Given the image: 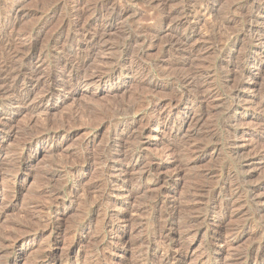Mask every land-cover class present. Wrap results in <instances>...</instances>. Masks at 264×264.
Listing matches in <instances>:
<instances>
[{
	"label": "rangeland",
	"instance_id": "374dc122",
	"mask_svg": "<svg viewBox=\"0 0 264 264\" xmlns=\"http://www.w3.org/2000/svg\"><path fill=\"white\" fill-rule=\"evenodd\" d=\"M57 1L60 2V0H21L19 3L13 1V4L8 5L3 4V0L0 2V29L5 30L6 33L19 30L24 34L36 36L37 51L41 47L44 49L42 70L46 65V67L53 66L52 57L56 53L55 49L46 48V42L57 34L62 14L72 9V4L66 7L60 5L57 8ZM236 1L226 0V4L224 2L215 6L216 14L209 28L220 26L226 18L235 22L233 29L229 33L226 32L227 36L231 35L233 39L230 44L222 46L231 52L233 61L242 63L247 59L246 57L255 60L257 66L247 67L253 76L243 79L238 73L237 75L236 73L220 74L218 63L225 55H216L217 53L212 50L202 54L203 60H201L205 64H214L210 69L211 80L219 92L224 94L223 96L230 95L232 90H227L232 88L231 86L235 87V81L236 85L240 81L244 83L246 89L240 88L242 100L240 99L228 118L217 111L211 112L204 116L201 125L196 126L197 107H195L197 113L193 108L194 113L189 109L185 115L184 112L171 111L166 105L146 110L139 107V104L147 100V92L141 90L138 85L139 79L144 75L157 79L159 65L163 55H166L164 45L166 34L162 35L155 46L145 48L141 61H133L130 65L127 58L132 57L130 56L132 51H129L128 55H115L114 62L119 64L124 60L126 62L127 59L130 71L125 75L124 72L119 74V71L115 70L114 76H118L121 80L114 85L109 87L105 85L102 89L80 88L75 99H69L60 106L52 104L47 114H32L29 109L30 103L25 107L0 103V119L2 118L0 120V264H104L110 252L108 249L112 247L123 249L124 253L120 258L121 252H119L109 264H154L151 261H144V253L160 255L164 254L165 249L171 253L179 249L178 251L183 255L186 254L185 261L175 258L166 264H259L258 259L263 257L264 260V148L261 146L264 143V135L260 134L264 130V115L254 113L248 103L253 95L259 96L258 101L264 103L261 91L264 92V42L251 41L247 35L243 37L239 34L240 27L236 21L238 22L240 17L228 8ZM242 1L244 0H239L236 4ZM50 10H54L53 15H49L41 26H36L37 17ZM132 11L130 15L132 18H129L142 24H151L146 17L150 12L142 5L133 7ZM59 14L61 16H58ZM248 18L264 24V3L253 10ZM74 22L75 19L72 18L71 26ZM87 23L92 21L88 20ZM124 26L121 21L114 23L111 40L118 39L119 31ZM154 26L158 30V24ZM161 28L166 31V27ZM67 33V31L63 33L62 39H65ZM226 33L222 32L219 40L225 39ZM69 38L74 43L80 42L76 36ZM10 39L12 38L7 37L5 41ZM52 73L57 75L55 68ZM24 79L27 80L26 76ZM21 80L19 84L22 83ZM220 86L226 91L222 92ZM40 94L41 91L36 92L35 95L38 97ZM35 95L32 98H36ZM245 107L250 108L249 112ZM135 111H138V118L154 117L158 112L162 117L170 115L182 119L187 118L186 115L189 114L191 119L188 116L189 123L186 120L183 126L179 127L180 129L171 133L168 130L158 138L152 136L156 133L155 127L143 126L142 129L146 134L152 136L145 148L137 144L136 137L140 136V129H137L136 131L139 132L135 131L132 136L129 134L126 135L127 137L122 136L124 138L121 139L110 126L117 123V128L124 130L128 123L137 118ZM253 122L261 124L257 127L251 126L250 123ZM254 127L259 131L252 138L248 136L249 140L246 134H252ZM230 130L238 132L243 130L246 133L245 137L240 136V138L236 135L237 138L235 137L236 140L233 142L235 138L229 136ZM55 131L57 135L55 139L57 141L54 140L55 149L48 151L49 143L46 140L51 138ZM196 131H202L197 135L201 134L199 135L201 138L205 137L202 140L199 137L198 148L189 150L186 146L190 145V141L188 143L187 140ZM113 137L120 140L121 145L116 149L108 147L101 151L102 144ZM84 138L93 142V147L86 146V143L82 142ZM170 144H176L175 150L182 156H180L183 166L181 182L179 186H172L176 173L168 170L165 178L170 186L158 193L150 190V186L157 178L154 171L145 175L146 162L153 158L157 159L158 156L161 161H166L162 152ZM258 144H261L260 147ZM254 148L257 151H254ZM138 155L141 157V163H138L135 172L128 176L130 178L127 185L122 183L123 175L120 176L119 173L124 163L119 164L110 175L102 173V158L116 156V159L124 157L127 160L126 157H130L128 162ZM77 171L79 175L72 176ZM210 173L221 178H229L233 185L236 183L235 204L229 208L228 216L224 220L220 218V214H217L211 203L205 207L192 209L190 207L193 205L191 200L199 194H206L212 189L216 192L220 190L215 180L205 178ZM141 175H144L143 178L140 177ZM112 180L116 181L115 185L105 189L104 186L109 185ZM222 191L225 193L228 190L226 188ZM160 201L166 204L162 208L159 205L162 204ZM159 208L163 216L170 208L175 211L173 219L165 216L160 218L159 227L163 224L166 226L175 224L178 228L169 236L150 227L158 215ZM194 217L200 220L189 221ZM187 226L188 229L185 228ZM241 230H244V233L239 235L237 241L232 242L230 237L239 234ZM219 231L224 237H222L224 246L221 248L218 247ZM228 233L232 235L229 237ZM102 240L104 245L101 247ZM110 240L118 245L110 246ZM123 240L130 242V245L122 246ZM251 247L255 248L254 253L246 255L245 251ZM256 249L261 253L256 254Z\"/></svg>",
	"mask_w": 264,
	"mask_h": 264
},
{
	"label": "bare ground",
	"instance_id": "6f19581e",
	"mask_svg": "<svg viewBox=\"0 0 264 264\" xmlns=\"http://www.w3.org/2000/svg\"><path fill=\"white\" fill-rule=\"evenodd\" d=\"M13 1L19 3L21 0H3V4L8 5ZM224 2L225 4L227 3L226 0H60V2H58V5H56L57 8H59L60 5H62V7H66L68 4H72V9L70 11H66L64 14H62V16L61 14H59L58 16H61L60 19L57 16L59 19V29L57 30V34L48 39V41L46 42V48L50 47L56 50V53L52 57L53 66L46 67V65L43 69L44 71L42 70V60L44 59L42 57V52L44 49H42L41 47L40 50H38L39 52L37 51V38H35L36 36L33 37L32 34H24L18 29V31H11V33H6L5 30L3 31L2 29H0V103L6 104L7 106H13V104H17L21 105L22 107H25L30 103L29 105L31 106L29 107V109L32 114H47L49 111V107L53 106L52 104L60 106L66 103V101L69 99H75L78 95V91H80V88L82 89L97 87L99 89H102L103 87H105V85L108 87L114 85L115 82L121 80L118 76H114L113 72L115 70H118L119 74L124 72L125 75H127V72L130 71L127 59L130 65L133 63V61H141L144 55L145 48L155 46V44L159 42V40H161L162 35L166 34L165 36H167V39L165 40L163 38L165 41L164 45L166 49V55H163L160 65L158 64V77L155 76L157 79H151L146 75L143 76L145 78L141 76L142 78L139 79V87L141 88V90L147 92V100L143 104H139V107H142V109L146 110L151 109L152 107H154L155 109L166 105L171 111L174 110L177 113L184 112V115L188 113L189 109L191 111L193 110V108L195 109V107H197L198 117L196 114V126L201 125L200 122H202L204 116L210 114L211 112L215 113L217 111L225 118H228L232 115L239 101L242 100L240 88L243 89L244 83H241L240 81L236 85V81L234 80L235 87L233 88V86H231L232 88H227V91L232 90V92L230 91V95H228L227 93L228 96H223L224 94L222 95L219 92L217 87L212 83L213 80H211L210 74L212 72L210 71V69L214 64L212 65L203 63L201 61L203 60L202 54H205L207 53V51L212 50V52L214 51L217 53L216 55H225L220 63H218V70L220 74L226 73L227 75H234L236 73L237 75L238 73V75L241 74L240 76L243 77V79L246 77L247 79H249L251 76H253L249 68L247 70V67H255L257 66V64L255 63V60L252 61L248 57H246L247 59L245 61L242 60V63H240L241 61H233L231 52L227 51L225 47L222 46L230 44L231 39H233L230 35L231 33L229 34L230 36H227L226 33H229L230 30L233 29L232 26L235 24L233 20L226 18L224 22H221L220 26H210L212 27V29L209 28V24L210 22H213L214 16L216 14L215 6L222 5V3ZM236 2H234L235 4H231L229 7H227L229 8V11L233 13L235 12L240 17V19L238 18V22L236 21V23H238L240 27L239 34L243 37L247 35V37H249L251 41L260 40L264 42V24L254 22L248 18L253 10H255L257 7H260V5L264 3V0H244L239 4H236ZM128 4L131 6H127ZM137 5H142L143 8L150 12L146 16L151 23L150 25L142 24L138 21H135L134 19H131L132 16L130 15L133 12L132 9ZM53 12L54 10H50L49 12L46 11L45 14L38 16L35 21V25L39 27V25L41 26V24H44L49 15H51ZM72 18L75 19L73 26H71ZM88 20H91L92 23H87ZM116 21H121L125 26L119 31L120 34H118V39H115L113 41L111 40L110 36H112V28H114V23H116ZM154 24H158V30L157 28H155ZM162 26L166 27V31L162 30L164 29L161 28ZM66 31L68 33L66 34L65 39H62L63 33ZM222 32H224V34L226 33V35H224V38H226L223 39L224 42L223 40H219V38H221L219 36L222 35ZM231 32H233V30ZM69 36L78 37L80 39V42L74 43V41H71V38H69ZM7 37H11L12 39H10V41H5ZM198 40H200L201 42H197ZM220 41L222 42V44H220ZM208 42H210L209 45ZM129 51H132L130 52V56L132 57L128 56L126 62H124L125 60L121 64L114 62L115 55H128L127 53ZM168 56L170 57L168 58ZM53 68H55L57 71L56 76L52 73ZM140 73L141 75H143L142 71ZM24 76H26L27 80L24 79ZM233 77L235 78L236 76ZM21 78H23L24 80H21ZM19 80H21V84H19ZM220 88L222 89L221 86ZM39 91H41V94L39 96L37 95L38 97H36L35 94ZM225 91L223 90L222 92ZM261 91L263 93L262 97L264 98V92L263 90ZM34 95L36 98L33 97V99L32 96ZM258 97L259 96L257 95H253L252 98L248 100V103H250L252 107L251 110L254 113H262V115H264V103L261 104L258 101ZM244 100L247 101V99ZM222 107L224 109H222ZM245 109L248 110L250 108L245 107ZM197 110L195 109L196 113ZM138 111H135V116L138 115ZM188 116L191 119L189 114L186 115L187 118ZM138 117L139 116H137L136 119H133V121H131L127 125L125 124L126 126L124 127V130L118 129L117 123H110V126L112 130L114 129V131L118 133V137H121V139L124 138L122 136L127 137L126 135L129 134L130 136H132V134L137 129H140V136L137 135L138 137H135L137 138V144L142 145L145 148L146 145L150 142L152 136L158 138L161 136V134L167 132L168 130H170L169 133H171L174 130L180 129L179 127L181 125L183 126V124L187 120V118L182 119L178 117H170V115L162 117L160 114H158V112L154 117ZM260 124L261 123L259 122L250 123L251 126L256 127ZM145 125L155 127L154 130L156 131V133H153L151 137L147 135L146 132L142 129ZM191 128H193V126ZM196 130H198V128ZM139 131H136V133ZM242 131L238 132L236 130H230L228 134L232 139L235 138L236 135H239V137H245L246 133ZM258 131V128H255L253 130V133L250 135H247V133L246 137L248 138V136H250L249 138H252L258 133ZM198 132L200 133L202 131ZM198 132L196 131L191 137L189 136L190 139L188 138L189 140L187 141L188 143L190 141V145L186 146L187 148L189 147V150L197 147L198 141L200 140L199 135H201H197ZM55 133L56 131L53 132L51 138H47L46 140L49 143L48 151H52L53 149H55V141H57L55 140L57 138V135ZM260 134L264 135V130ZM236 138L233 140V142L236 140ZM82 142H85L86 146L93 147V142L91 143L85 138ZM231 144L235 145L233 143ZM261 144H258L259 147ZM120 145V140H117L116 138L114 139L113 137L105 141V143L102 144L100 150L104 151V149L108 147H113L114 149H116ZM175 146L176 144H170L163 149L164 151L162 152V154L164 155L166 161H161L160 159H158V156L157 159L153 158L146 162L147 170L145 172V175L150 171H154L157 178L150 186V190H154L160 193L163 188L170 186L169 181L165 178V174L168 170H172L176 173V179L173 182L172 186L180 185L183 166L180 161L181 155L177 154ZM261 146H263L264 148V143ZM255 150L256 149L254 148V151ZM191 152L192 151H190V153ZM116 158V156L102 158V173L104 175H110L119 164L122 165L124 163L123 168L119 167V173L120 176L123 175L122 183L127 185L130 178L128 176L132 175L135 172V167L138 163H141V157L138 155L128 162L127 160L130 157H126L127 160L124 157L121 159ZM73 175L77 176L79 175V172H74L72 176ZM143 176L141 175L140 177L143 178ZM248 177H250V175H248ZM205 178L213 179V181L215 180V183L220 190L216 192L212 189L210 192L207 191L206 194H199L198 197L196 196V198L191 200V203L193 205L190 207L191 209L194 207H205L206 205L211 203L216 209L217 214H220V218L224 220L228 216L227 212L229 211V208H231V206L235 204V196L237 195V188H235L236 183L235 185H233V182L229 178H221L215 176L214 173H210ZM239 180L241 182V177ZM115 183L116 181L112 180L110 184H106L104 188L109 189L113 187ZM218 185H220L221 187ZM226 188L228 191H224L225 193H223L222 190ZM256 190L257 188H255V191ZM253 196L254 195H252V197ZM162 204H159L161 208L165 204L164 201ZM161 208H159L160 210L158 212V215L150 224V227H152V230L157 229L158 232L161 231V233H163L165 236H169L178 228L175 226V224L167 226L163 224V226L161 225L159 227L160 218L165 216L173 219L175 216V211L174 209L170 208L167 212H165L163 216V213L161 214ZM194 220L197 221L200 219L194 217L189 221ZM188 226H190V224ZM188 226L185 228L188 229ZM243 233L244 230H241L239 234L232 235L228 233V235L229 237L230 235H232L230 237V240L233 242L237 241L239 235ZM222 237L223 235L221 231H219L218 247L220 248L224 246V237ZM109 244L110 246H115L117 243L115 244L113 240H110ZM128 244L130 245V242L125 240L121 241L122 246H127ZM100 245L101 247L104 245V240L100 241ZM132 245L133 243H131V246ZM116 248L117 247H112L108 249L110 252L106 257V260L103 262L104 264H109L110 260L113 259L114 256L117 257L119 252H121L119 256L121 258L124 251L123 249L118 250ZM178 250L179 249H176L171 253L170 251L165 249L164 254L160 255L156 253L149 254L148 252H146L144 253L145 256L143 255L144 261H151L154 264H166L169 260L175 258L177 260L181 259V261H185L186 258L184 256L186 254L183 255V253ZM254 251L255 248L251 247V249L246 250L245 253L246 255H252ZM258 252H260L259 249H256V254H258ZM258 262L259 264H263V257L258 259Z\"/></svg>",
	"mask_w": 264,
	"mask_h": 264
}]
</instances>
